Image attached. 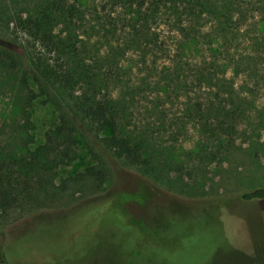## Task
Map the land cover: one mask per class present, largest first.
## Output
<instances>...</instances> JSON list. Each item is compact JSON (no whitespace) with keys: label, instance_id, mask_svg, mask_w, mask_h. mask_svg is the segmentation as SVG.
Listing matches in <instances>:
<instances>
[{"label":"rangeland","instance_id":"1","mask_svg":"<svg viewBox=\"0 0 264 264\" xmlns=\"http://www.w3.org/2000/svg\"><path fill=\"white\" fill-rule=\"evenodd\" d=\"M40 1L0 0V44L21 58L15 68L0 59V159L22 157L58 124L56 94H44L32 74L33 56L44 48L32 47L18 23ZM244 1V16L236 13L228 43L210 15L200 28L208 35L196 41L179 43L163 24L168 44L154 58L150 47L135 52L122 33L117 36L123 54L108 83L119 105L118 133L141 146L145 165L115 158L104 141L112 132L84 118L74 157L51 164L59 183L98 155L112 179L103 192L80 202L96 205L117 182H126V189L136 184L149 201L138 193H124L122 201H139L129 209L148 225L146 233L137 236L128 217L112 218V227L106 219L96 223V206L88 220L79 218L87 214L81 207L62 220H34L51 211L29 207L9 216L0 211L1 264H264V199L241 198L264 187V13L261 0ZM204 63L215 65L210 82L199 80ZM219 84L225 86L218 90ZM7 247L15 251L12 258L2 252Z\"/></svg>","mask_w":264,"mask_h":264},{"label":"trees","instance_id":"2","mask_svg":"<svg viewBox=\"0 0 264 264\" xmlns=\"http://www.w3.org/2000/svg\"><path fill=\"white\" fill-rule=\"evenodd\" d=\"M244 2L41 0L31 12L20 17L18 23L33 39L32 47L40 44L44 48L42 54H32V74L44 94L47 93L46 90L56 94L59 115L58 124L45 133L43 144L27 150L18 159H0V211L9 216L13 210L29 207L37 211H51L47 216L44 212L38 214L34 220H62L68 212L81 207L86 208L87 214L79 218L88 220L94 215L92 207L96 206V223L106 219L112 227V218L128 217L136 225L137 236L146 233L148 225L129 209V204L137 199L122 201L124 193L130 196L138 193L144 201H149L151 195L136 184L131 183L133 188L126 189V182H115L117 189L108 192L99 204L85 207L80 202L103 192L105 184L112 179L108 164L98 155L93 153L94 164L59 183L55 181L51 164L54 162L56 167L64 160L74 157L76 135L84 118L98 130L109 129L112 132L104 141L115 158L134 166L145 165L147 160L143 157L141 146L118 133L119 105L108 83L113 76L112 68L118 63L119 53L122 51V48L115 45L117 36L122 33L126 47L135 52L139 50L147 53L146 50L150 47L149 54L154 58L168 44L165 34H162L163 24L169 29L173 28V37L179 39V43L191 39L196 41L199 35H208L202 34L205 32L200 28L201 21L205 18L203 16L210 15L217 18V32L222 42L228 43L229 29L238 18L236 13L241 18L244 16ZM259 3H262L260 9L264 13V0ZM19 56L13 49L0 44V59L9 61L12 68L17 67L20 62ZM55 60H60L59 67L56 63L51 64ZM210 66L215 67L210 63L198 66L201 82H210V75H215L210 72ZM218 86V90H221L225 84ZM226 88L231 89L228 84ZM241 198L264 199V187L247 190L241 194ZM96 223L87 231L94 229ZM9 250L10 247L2 249L6 258H12L15 253L12 251L11 254Z\"/></svg>","mask_w":264,"mask_h":264}]
</instances>
